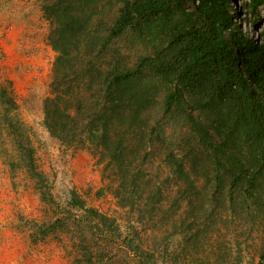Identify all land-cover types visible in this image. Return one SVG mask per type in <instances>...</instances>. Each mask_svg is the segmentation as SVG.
<instances>
[{
	"label": "trees",
	"instance_id": "1",
	"mask_svg": "<svg viewBox=\"0 0 264 264\" xmlns=\"http://www.w3.org/2000/svg\"><path fill=\"white\" fill-rule=\"evenodd\" d=\"M236 2L49 0L43 7L57 54L44 125L64 145L88 146L117 182L119 205L142 218L163 212L167 186L153 185L150 172L158 154L179 190L187 186L194 221L198 183L216 188L206 196L207 225L221 208L250 211L246 198L264 184V40L243 32ZM242 6L260 21L264 0ZM17 108L12 82L0 83V132L16 145L18 164L41 179Z\"/></svg>",
	"mask_w": 264,
	"mask_h": 264
},
{
	"label": "rangeland",
	"instance_id": "2",
	"mask_svg": "<svg viewBox=\"0 0 264 264\" xmlns=\"http://www.w3.org/2000/svg\"><path fill=\"white\" fill-rule=\"evenodd\" d=\"M48 1L0 0V83L12 82L17 118L27 128L41 175L18 164L16 145L0 132V264H258L264 184L246 198L250 211L233 216L221 208L207 225L204 215L212 209L207 199L216 188L208 184L203 190L198 183L203 191L194 201L200 214L194 221L187 186L179 190L181 183L168 177L158 154L150 172L153 185L167 186L163 212L142 218L119 205L113 195L117 182L88 146H67L50 136L43 101L57 54L43 12ZM243 3L237 0L236 7ZM258 14L260 21L252 25L253 15L241 7L235 21L255 39L262 32L264 40V7ZM192 221L195 230L188 231Z\"/></svg>",
	"mask_w": 264,
	"mask_h": 264
},
{
	"label": "clouds",
	"instance_id": "3",
	"mask_svg": "<svg viewBox=\"0 0 264 264\" xmlns=\"http://www.w3.org/2000/svg\"><path fill=\"white\" fill-rule=\"evenodd\" d=\"M236 3H237V2H236ZM243 4H244V3H243ZM243 4H242V5H243ZM233 6H234L233 9H236V8H237V7H236V4H234ZM241 7H243V6H241ZM241 7H240V8H241ZM240 8H238V9H240ZM249 14H250V13H249ZM240 17H241V16H240ZM236 18H239V15L236 16ZM236 18H235V19H236ZM253 18H254V16H253ZM239 19H240V18H239ZM254 21H255V20H254ZM254 21H252V22H254ZM236 22H237V21H236ZM243 22H245V21L243 20ZM249 22H250V21H249ZM252 22H251V24H252ZM255 22H257V21H255ZM258 22H259V21H258ZM237 23H238V22H237ZM239 24H240V23H239ZM240 25H241V24H240ZM252 25H253V24H252ZM241 27H242V26H241ZM242 30H243V28H242ZM243 32H244V33H247V34L250 35L249 32H245V31H243ZM250 36H251V35H250ZM251 37H253V36H251ZM261 37H262V39H263V34H262V32H261V33H258L256 39H255L254 37H253V38H254L255 40H259Z\"/></svg>",
	"mask_w": 264,
	"mask_h": 264
}]
</instances>
